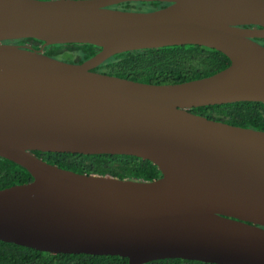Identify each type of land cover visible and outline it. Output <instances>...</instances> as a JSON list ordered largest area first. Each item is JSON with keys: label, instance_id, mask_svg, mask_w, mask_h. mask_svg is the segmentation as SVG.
Masks as SVG:
<instances>
[{"label": "water", "instance_id": "obj_1", "mask_svg": "<svg viewBox=\"0 0 264 264\" xmlns=\"http://www.w3.org/2000/svg\"><path fill=\"white\" fill-rule=\"evenodd\" d=\"M125 1L168 5L135 11ZM252 25V27H246ZM32 38L39 49L6 41ZM264 0H0V157L32 179L0 189V240L51 254L264 264V131L191 112L264 102ZM101 49L82 63L46 46ZM200 45L230 64L154 84L96 72L125 51ZM33 151L132 155L152 180L75 172Z\"/></svg>", "mask_w": 264, "mask_h": 264}, {"label": "trees", "instance_id": "obj_2", "mask_svg": "<svg viewBox=\"0 0 264 264\" xmlns=\"http://www.w3.org/2000/svg\"><path fill=\"white\" fill-rule=\"evenodd\" d=\"M163 1H125L114 8L151 11L168 5ZM246 27H252L248 25ZM264 45V39H255ZM39 49L43 42L32 39L6 41ZM101 48L88 43L54 44L44 47L45 54L73 63H82ZM230 64L220 51L205 46L186 44L125 51L112 55L93 70L134 81L154 84L178 83L212 75ZM191 112L231 125L264 131V102L237 101L194 107ZM43 160L79 173L109 175L118 178L152 180L160 171L151 161L118 154H78L33 151ZM32 179L20 165L0 157V189L26 183ZM0 264H128L117 255L51 254L0 240ZM144 264H215L198 260L165 258Z\"/></svg>", "mask_w": 264, "mask_h": 264}, {"label": "flooded vegetation", "instance_id": "obj_3", "mask_svg": "<svg viewBox=\"0 0 264 264\" xmlns=\"http://www.w3.org/2000/svg\"><path fill=\"white\" fill-rule=\"evenodd\" d=\"M25 46H30V45H25ZM33 48V47H32ZM34 49V48H33Z\"/></svg>", "mask_w": 264, "mask_h": 264}]
</instances>
